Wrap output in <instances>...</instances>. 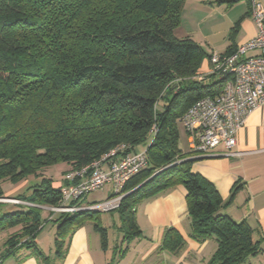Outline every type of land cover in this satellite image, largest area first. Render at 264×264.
<instances>
[{
  "label": "trees",
  "instance_id": "16d2710c",
  "mask_svg": "<svg viewBox=\"0 0 264 264\" xmlns=\"http://www.w3.org/2000/svg\"><path fill=\"white\" fill-rule=\"evenodd\" d=\"M185 3L0 0V199L28 204L9 212L12 206L0 202V262L17 249L48 260L35 240L53 220L43 219V209L59 207L62 192L47 169L60 166L64 177L121 146L123 153L143 147L148 157L147 167L121 192L117 212L127 241L142 236L135 216L142 200L183 186L190 237L217 243L209 264H243L262 253V241L247 223L221 213L237 189L223 200L211 182L192 172L193 161L180 149L183 115L224 88V81L194 79L212 54L175 37ZM21 183L17 195L9 194ZM97 214H56L57 256L66 254L82 222ZM185 246L179 232L168 229L161 250L179 255Z\"/></svg>",
  "mask_w": 264,
  "mask_h": 264
},
{
  "label": "crops",
  "instance_id": "0c3cea01",
  "mask_svg": "<svg viewBox=\"0 0 264 264\" xmlns=\"http://www.w3.org/2000/svg\"><path fill=\"white\" fill-rule=\"evenodd\" d=\"M222 1L224 0H186L183 9L180 29L186 23L188 9L194 21H197L194 27H187L183 39H191L209 55L226 54L258 34L247 0H240L233 5ZM259 1L264 5V0ZM224 20L230 28L222 43L217 44L214 37L219 24ZM254 54L258 52L248 55ZM208 70L209 57L202 62L198 75L204 76ZM180 135V143H184V147L180 146V149L187 154L186 160L193 161V173L200 174L211 182L225 201L230 199L234 188L237 189L232 204L221 213L237 223H247L254 231V239L262 241V253L248 258L243 264H264V109H255L248 116L237 137L236 156H226L223 147L210 156H202L191 151L189 137L183 128ZM141 148L143 147L138 151ZM52 177L55 189L66 185L62 181L61 170ZM186 195L185 188L177 186L158 196L142 200L136 207L135 215L142 236L130 241L125 239L119 212H114L104 221L101 216L84 220L71 238L63 257L56 255L53 244L58 229V223L54 220L59 215L52 214L50 216L53 220L50 222L54 224L55 231L49 230V233L44 234L45 224L35 240L38 249L48 258L47 261L29 249H17L1 264H209L217 243L215 240L199 243L190 237ZM46 214H43V219L50 218ZM116 216L118 220H114ZM168 229L178 231L186 243L179 255L161 250ZM101 230L105 232V236L101 234ZM48 240L52 246L45 245ZM2 251L0 245V255Z\"/></svg>",
  "mask_w": 264,
  "mask_h": 264
},
{
  "label": "built area",
  "instance_id": "2783aa9c",
  "mask_svg": "<svg viewBox=\"0 0 264 264\" xmlns=\"http://www.w3.org/2000/svg\"><path fill=\"white\" fill-rule=\"evenodd\" d=\"M248 2L258 28L257 36L238 46L232 54L210 56L208 73L194 79L204 84L224 81V88L219 95L196 102L180 121L191 151L202 156H210L220 147L226 156H236L237 137L248 116L255 109H264V5L259 0ZM251 52L258 54L249 56ZM125 149L121 146L100 160L65 174L63 182L67 184L59 187L62 204L50 209L60 214L116 210L124 198L121 192L127 181L148 164L147 151L123 153ZM107 185H112L113 198L80 206L85 197Z\"/></svg>",
  "mask_w": 264,
  "mask_h": 264
},
{
  "label": "rangeland",
  "instance_id": "374dc122",
  "mask_svg": "<svg viewBox=\"0 0 264 264\" xmlns=\"http://www.w3.org/2000/svg\"><path fill=\"white\" fill-rule=\"evenodd\" d=\"M248 1V0H247ZM183 14V13H182ZM191 13H190V11H189V9H188V12L186 13V23H185V25H184V27L183 28H178L176 31H175V37L177 38V39H183V37H184V32H185V30L187 29V27L189 26V25H191V26H193L194 27V25L195 24H197V21H194V17L192 16V15H190ZM220 26L217 28V33H216V36L214 37V41L217 43V44H221L222 43V41H223V38L225 37V35H226V32L229 30V26L230 25H228L227 23H226V21L224 20V21H221V23L219 24ZM212 54H214V53H212ZM199 72V71H198ZM198 74V73H197ZM180 146L183 148L184 147V143H180ZM60 170H62V168L60 167V166H57V167H52V168H49V169H47L46 170V173H47V175H55V174H57V172L58 171H60ZM23 185H25L24 183H21V184H19V186H15L14 188L15 189H12V194L11 195H17V193H15L16 191H20V190H22V187H23ZM112 191H113V188H112V185H107L103 190H99V191H96V192H94V193H92V194H90V195H88L87 197H85L84 199H83V201L85 202V203H87V204H92V203H101V202H105V201H107L109 198H110V196L112 195ZM14 193V194H13ZM18 201V200H15V199H6V198H4V199H0V202L1 203H9L12 207H24V206H26V205H28V204H25L23 201L21 202V201H18L19 203H16V202ZM41 208H43V207H41ZM44 211H45V213H47L46 215H48V217L51 215V214H58V213H56V212H54V211H52L50 208H44L43 209ZM117 210H118V208L116 209V210H114V211H112V212H108V213H104V212H97L98 214L96 215V217H102V220L104 221V220H108L109 218H110V216L109 215H112V214H114V212H117ZM49 213H51V214H49ZM63 214H70V213H63ZM114 220H118V216H116L115 218H114ZM54 224H52L51 222H48L47 224H46V228H45V233L44 234H46V233H49L50 231L49 230H52V232L53 231H55V229H54V226H53ZM56 228V227H55ZM58 230V229H57ZM57 230H56V232H57ZM147 230V229H146ZM49 231V232H48ZM52 232H51V234H52ZM49 238H52V237H49ZM55 243V241H54V239H53V244ZM45 245H47V246H52V244L50 243V240H48L47 242H46V244ZM2 262H0V264H1Z\"/></svg>",
  "mask_w": 264,
  "mask_h": 264
},
{
  "label": "water",
  "instance_id": "95a60500",
  "mask_svg": "<svg viewBox=\"0 0 264 264\" xmlns=\"http://www.w3.org/2000/svg\"><path fill=\"white\" fill-rule=\"evenodd\" d=\"M170 94V93H169ZM166 169L156 173L153 177H151L150 179H148L147 181H145L142 185H140L139 187H137L135 190H133L130 194L140 190L143 186H145L148 182H150L154 177H156L158 174L162 173L163 171H165Z\"/></svg>",
  "mask_w": 264,
  "mask_h": 264
}]
</instances>
